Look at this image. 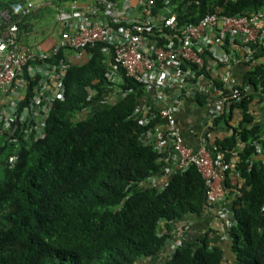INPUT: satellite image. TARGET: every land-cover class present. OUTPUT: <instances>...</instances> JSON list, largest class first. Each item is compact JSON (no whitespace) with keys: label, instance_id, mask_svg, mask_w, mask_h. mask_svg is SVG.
<instances>
[{"label":"trees","instance_id":"obj_1","mask_svg":"<svg viewBox=\"0 0 264 264\" xmlns=\"http://www.w3.org/2000/svg\"><path fill=\"white\" fill-rule=\"evenodd\" d=\"M27 1L0 0V10L14 11ZM52 1L60 7L73 0ZM263 3L160 0L157 10L177 12L186 25L215 11H257ZM41 15L42 10L33 12L26 20ZM102 50L98 44L83 62L69 63L65 98L56 101L42 136L23 142L0 138V264H158L176 224L184 223L185 230L188 214L202 216L211 207L206 180L194 164L159 189L149 182L171 151L142 141L161 117L138 109L143 84L123 68L121 82L111 81ZM238 62L245 67L240 87L250 85L251 93L225 102L206 132L210 152L222 154L226 165L234 214L227 229L230 252L209 244L210 229L194 242L183 241L163 264H264V46ZM208 67L207 58L202 69L194 66L196 77L215 79ZM211 98L196 101L205 105ZM106 99L110 106L101 108ZM91 106L97 108L89 112ZM218 124L227 132L213 138ZM235 172L238 182L232 185Z\"/></svg>","mask_w":264,"mask_h":264},{"label":"built area","instance_id":"obj_2","mask_svg":"<svg viewBox=\"0 0 264 264\" xmlns=\"http://www.w3.org/2000/svg\"><path fill=\"white\" fill-rule=\"evenodd\" d=\"M158 1L73 0L55 7L59 30L47 37L23 25L25 17L41 7L40 2L29 0L14 11L1 9L0 137L3 142H23L42 136L56 101L65 98L69 63L83 62L91 56L88 49L101 44L111 81L121 82L119 70L123 68L126 76L143 84L145 92L161 104L158 113L165 118L166 128L142 139L147 144L173 142L181 171L192 164L198 167L213 206L227 199L224 157L213 156L206 135L196 148L186 144L169 96L178 100L210 94L219 114L229 99L248 96L251 87H240L233 66L264 46V3L257 11L236 16L215 11L196 24L180 25L177 12L157 10ZM206 58L215 79L196 77L193 67L202 69ZM202 79L207 84L202 85ZM14 162L10 156V166ZM238 177L235 172L232 185ZM218 215L234 216L226 208ZM177 225L181 224L172 232L176 239L172 251L183 242V227Z\"/></svg>","mask_w":264,"mask_h":264},{"label":"crops","instance_id":"obj_3","mask_svg":"<svg viewBox=\"0 0 264 264\" xmlns=\"http://www.w3.org/2000/svg\"><path fill=\"white\" fill-rule=\"evenodd\" d=\"M122 1L123 0H119L118 2L121 3ZM124 24L126 25V23ZM244 70V64H242L241 62H238L233 66V73L239 80H242ZM201 84H207L206 80L202 79ZM121 95L123 97L125 95L124 92H118V96L121 97ZM200 97L208 99L207 94H201ZM169 100L170 104L175 107L180 131L186 140V144L196 148L200 143V137L207 134L206 132L208 128L212 126L214 118L219 115V113H217L218 107L216 106L215 101H211L209 99L208 103H206L205 105H200L196 101V99L184 97L177 100L175 98V95L172 94L171 97L169 96ZM160 106L161 104L158 98H156L151 93L145 92L143 98L139 101L138 109L146 112L151 110L153 112H158ZM95 108L97 107L91 106L88 108V111L93 112ZM165 128L166 120L165 118L161 117L160 121L157 122L154 129H152L148 135H158L159 131L164 130ZM226 132L227 130L225 128V125L218 124L211 136L213 138H215L216 136L220 137ZM142 141H144V138L142 139ZM144 143L147 144L145 141ZM152 144H156L155 146H157L162 153L167 152L168 149L171 148L168 156L161 160L162 166L160 171L150 177L151 180L149 182L159 189L166 185L174 175L181 172V169L179 167V161L175 155V148L172 147L173 142H155ZM262 153L264 155L263 150ZM223 208L233 210L232 205L228 201V199L211 206L209 210L202 216H194L192 214H188L185 218L186 221H188V225L185 230L183 229L184 232L181 235L184 243L187 244L189 242L196 241L198 238H202L206 235V232L211 229L208 238L209 244L211 246H222L227 251V253H229L230 245L227 235V229L234 221V216H228L226 218L219 216L218 211ZM181 225H184V223H181ZM181 225H177V227L179 226L180 228H182ZM175 242L176 239L172 238L169 240L167 247L158 256L156 260L157 262H162L171 254L172 244Z\"/></svg>","mask_w":264,"mask_h":264},{"label":"rangeland","instance_id":"obj_4","mask_svg":"<svg viewBox=\"0 0 264 264\" xmlns=\"http://www.w3.org/2000/svg\"><path fill=\"white\" fill-rule=\"evenodd\" d=\"M36 2H40L41 4L44 2H48L50 5L46 6L44 8H41L39 10L40 14H41V10L43 13V16L41 15V17H39V19L34 21V29H33V33L36 35H43L44 37L50 36L51 34L58 32L59 28L56 25V10H55V6L52 0H36ZM48 8H51L50 10ZM45 9H48V11H45ZM103 104L99 105L102 107H107L110 106L109 105V99L103 100L102 101ZM86 115V114H85ZM82 116H84V114H82ZM259 119V118H258ZM261 117L260 120L261 121ZM148 262V261H146ZM146 262L142 263V264H146ZM164 260L162 262H158V264H163Z\"/></svg>","mask_w":264,"mask_h":264},{"label":"clouds","instance_id":"obj_5","mask_svg":"<svg viewBox=\"0 0 264 264\" xmlns=\"http://www.w3.org/2000/svg\"><path fill=\"white\" fill-rule=\"evenodd\" d=\"M35 1H36V0H35ZM47 5L49 6L50 4H49L48 2H44V3L41 4V7H39L37 10H35V11H33V12H39V10H40L41 8H43V6H44V8H45ZM54 8H55V7H54ZM55 10H56V9H55ZM33 12H32V13H33ZM32 13H31L29 16H26L25 19H24V21H25V24H27V23L29 24V23H30L31 26H30V27L27 26V28L29 27L30 29L33 30V29H34V28H33V27H34V21H35L36 19H31L30 21H27V20H26V18L30 17V16L32 15ZM56 13H57V11H56ZM38 19H39V18H38ZM38 19H37V20H38ZM23 25H24V24H23ZM24 26H25V25H24ZM25 27H26V26H25ZM0 138H1V137H0ZM2 140H3V139H2ZM8 162H9V158H8Z\"/></svg>","mask_w":264,"mask_h":264}]
</instances>
